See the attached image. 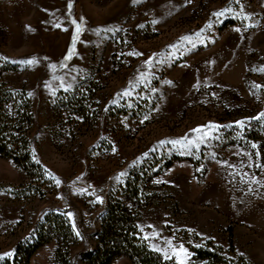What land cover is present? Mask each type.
<instances>
[{"label":"rangeland","instance_id":"rangeland-1","mask_svg":"<svg viewBox=\"0 0 264 264\" xmlns=\"http://www.w3.org/2000/svg\"><path fill=\"white\" fill-rule=\"evenodd\" d=\"M5 66L32 102L30 137L51 183L0 157V264L49 209L68 210L75 231L77 209L98 231L118 187L173 157L184 160L152 180L137 223L164 236L148 246L165 252L173 237L221 248L226 264H264V0H0ZM71 92L86 119L65 106ZM55 248L29 264H50ZM84 249L80 239L71 253Z\"/></svg>","mask_w":264,"mask_h":264},{"label":"trees","instance_id":"trees-1","mask_svg":"<svg viewBox=\"0 0 264 264\" xmlns=\"http://www.w3.org/2000/svg\"><path fill=\"white\" fill-rule=\"evenodd\" d=\"M82 17L73 19V35L69 52L73 54L82 33ZM79 28V32L77 29ZM13 67L0 68V157L9 159L23 171L27 179L41 184L51 183L46 168L37 159L31 140L34 126V108L24 88H16L4 80V73ZM74 92L65 96V106L78 118L86 119L88 108ZM59 102V101H58ZM184 160L173 157L164 161L154 172L151 166H142L124 185L118 187L106 204V212L101 220L100 229L88 234L82 225L79 210H73L78 226L75 231L67 217L68 210L49 209L34 223L30 231L20 240L11 259L4 264H29L33 255L51 242H55L54 257L50 264H114L120 257H126L131 264H177L153 251L142 237L138 221L142 209L149 206L152 180L168 169L173 162ZM153 166V165H152ZM39 198L45 196L42 186L29 184ZM229 251L233 252L232 232L228 229ZM85 249L74 255L71 249L79 240ZM192 260L202 264H226L221 248L190 247Z\"/></svg>","mask_w":264,"mask_h":264},{"label":"crops","instance_id":"crops-1","mask_svg":"<svg viewBox=\"0 0 264 264\" xmlns=\"http://www.w3.org/2000/svg\"><path fill=\"white\" fill-rule=\"evenodd\" d=\"M179 180L185 181V176H181V179L177 178V181ZM181 228H184L185 230V226L179 227V230ZM156 232L155 229H152V231H150L148 234L143 233V235L142 234L141 235L147 241H149V239L154 240V239H159L160 237H164L163 235L160 234V231L158 233ZM170 239H172L171 245H169V247L165 250V252L152 248L151 249L155 252H158L162 257L166 259H173L177 264H191V258L193 254L188 248V246L184 242H180V241L174 242L173 237L172 238L170 237ZM181 248L183 249V251H180Z\"/></svg>","mask_w":264,"mask_h":264},{"label":"snow or ice","instance_id":"snow-or-ice-1","mask_svg":"<svg viewBox=\"0 0 264 264\" xmlns=\"http://www.w3.org/2000/svg\"><path fill=\"white\" fill-rule=\"evenodd\" d=\"M77 32H79V28L77 29ZM27 63H31V61H27ZM57 183H59V181H57ZM180 251H183V249L181 248Z\"/></svg>","mask_w":264,"mask_h":264}]
</instances>
